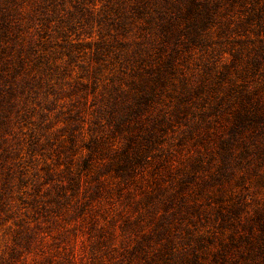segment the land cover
<instances>
[{"label": "rangeland", "instance_id": "rangeland-1", "mask_svg": "<svg viewBox=\"0 0 264 264\" xmlns=\"http://www.w3.org/2000/svg\"><path fill=\"white\" fill-rule=\"evenodd\" d=\"M252 1L224 4L226 14L206 41L190 44L184 20L172 34L163 28L186 0H0V264L142 262V254H132L140 229L151 232L163 212L160 205H147L149 194L176 183L198 160L196 182L211 185L186 199L194 205L191 211L200 210L190 213V227L215 239L214 248L198 251L201 260L211 261L219 243L234 238L226 264H264L257 248L250 249L252 242H262L264 162L253 157L233 162L228 178L213 180L221 141L228 138V112L190 128L182 144L177 137L187 127L170 130L162 156L152 151L129 180L111 169L115 150L127 141L115 116L151 72L173 60L177 80L200 79L214 65L224 70L227 64L233 73L232 47H249L241 53L247 58L260 44L264 0L256 3L261 21L238 24V14L254 7ZM170 101L164 91L150 108L168 109ZM95 140L97 151L88 147ZM90 155L92 165L84 168ZM71 177L77 180L73 189ZM233 207L241 213L222 223L219 212Z\"/></svg>", "mask_w": 264, "mask_h": 264}, {"label": "trees", "instance_id": "trees-1", "mask_svg": "<svg viewBox=\"0 0 264 264\" xmlns=\"http://www.w3.org/2000/svg\"><path fill=\"white\" fill-rule=\"evenodd\" d=\"M237 2L241 0H186L184 10H179L180 15L177 14L174 20L172 18L175 16H171L163 26L164 32L172 34L181 19L185 22V42L203 44L212 27L221 22L219 16L226 14L222 6L236 5ZM252 2L254 7H245L243 12L238 14V24L250 23L256 19L261 21L263 15L256 12V9L262 10L260 6L257 7L259 2ZM244 3L247 4V0H243L241 4ZM220 27L224 32L225 29ZM243 49L247 50L249 47L242 45L231 49L232 67L235 69L233 73L227 64L223 65L224 70L214 65L209 67L200 79L183 75L177 80V70L173 60H169L163 69H157L148 75L141 91L135 94L128 105L122 106L115 116L116 129L127 132L124 147L120 152L115 150L111 158V169H114L117 177L122 180L133 178L138 167L145 164L143 161L149 160L152 151L159 150L155 157H161L164 151L162 145L170 130L178 131L182 129V125L187 127L177 137V144H182L183 133L199 124L217 122L226 112L231 118V124L228 138L221 141V165L213 180L219 182L222 176L228 178L227 169L233 166V162L239 165L249 157L264 162V38H260V44L249 50L247 58L241 56ZM2 71L0 69V80L4 79ZM169 86L172 88L169 89ZM164 91L171 97L169 108L154 112L150 107H153L152 103ZM256 138H259L260 144H256ZM92 142L88 147L97 151L100 144L96 140ZM170 145L173 146L174 143ZM200 164L199 160L191 163V169H185L176 183L171 181L168 186H156L152 189L153 193L147 192L150 193L147 205L152 204L151 208L160 205L163 212L151 232H144L145 228L140 229L142 239L132 253L136 257L142 254L144 260L138 264H226L228 261L227 250L237 243L234 238L226 244L220 242V247L213 251L211 261L207 258L201 260L198 251L207 247L214 248L215 239L204 230L190 227L193 222L190 213H199L200 210L197 208L191 211L194 205H187L186 199L202 194L211 185L206 179H201L202 183L196 182L200 177ZM91 165L92 155L84 159V168H90ZM69 181V188L73 189L77 184L76 177H71ZM197 188L200 191L196 192ZM241 210L233 207L227 214L219 212L218 216L224 223L227 219L238 216ZM186 220L189 222L184 224ZM260 224L262 242H252L250 249L257 248L258 255L264 260V221Z\"/></svg>", "mask_w": 264, "mask_h": 264}]
</instances>
